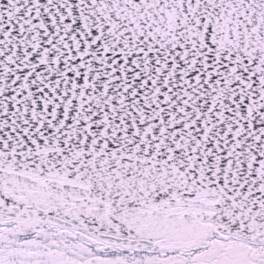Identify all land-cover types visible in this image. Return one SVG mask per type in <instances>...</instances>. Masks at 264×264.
Masks as SVG:
<instances>
[{"label":"snow or ice","instance_id":"obj_1","mask_svg":"<svg viewBox=\"0 0 264 264\" xmlns=\"http://www.w3.org/2000/svg\"><path fill=\"white\" fill-rule=\"evenodd\" d=\"M0 264H264V0H0Z\"/></svg>","mask_w":264,"mask_h":264}]
</instances>
